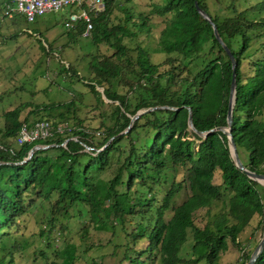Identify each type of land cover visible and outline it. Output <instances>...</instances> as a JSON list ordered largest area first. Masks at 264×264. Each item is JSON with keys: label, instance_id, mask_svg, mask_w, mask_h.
I'll list each match as a JSON object with an SVG mask.
<instances>
[{"label": "trees", "instance_id": "16d2710c", "mask_svg": "<svg viewBox=\"0 0 264 264\" xmlns=\"http://www.w3.org/2000/svg\"><path fill=\"white\" fill-rule=\"evenodd\" d=\"M105 1V11L93 20L92 39L112 52L94 55L90 65L96 85L113 103L112 124L100 127L102 134L97 136L76 129L65 137L14 145L20 125L30 120L19 119V108L4 113L0 133V264H14L12 251L5 253L4 239L11 229H18L19 217L30 213L37 199L50 203L48 232L58 222V215L68 214L73 207L84 217L88 214L94 227L113 233L117 225L125 228L127 216L140 215L147 223L138 221L125 231L131 238L127 245L148 238L138 256L153 253L160 264H214L229 242L240 245L238 235L255 214L262 215L264 221V187L236 167L223 132L214 131L203 138L188 126V108L197 131L227 125L232 80L231 60L211 24L197 12L195 2L210 16L235 58L231 134L239 158L248 170L264 173V56L255 55L264 43L256 50L252 45L264 33V14L259 16L264 13V1L239 9V0H158L153 11L163 16L164 24L159 34L164 57L159 61L137 41L147 29L145 17L136 22L124 9L123 22L109 26L107 20L117 0ZM196 61L202 66L192 70L190 65ZM248 64L249 70L245 67ZM245 68L248 73L244 77ZM90 89L103 101L94 85ZM71 104H67L68 113ZM150 107L157 108L141 114L124 132L137 111ZM63 108L65 105H37L35 113ZM45 116L38 119L49 120L51 115ZM63 116L60 112L61 120L68 118ZM71 136L77 140L60 145ZM51 143L55 145L35 150L26 160L34 145ZM177 167L184 170L181 181L175 180ZM109 170L112 175L107 179L93 176ZM217 170L220 183L215 184ZM183 182L189 195L173 205ZM143 188L149 197H142ZM224 196L228 197L226 211L210 215L203 227L196 226L194 213L206 208L209 214ZM150 211L154 215L145 217ZM189 229L192 257L183 262L179 251ZM44 231L41 229V234ZM75 251V245L61 246L58 254L62 263H72ZM252 251L239 264H245ZM138 256L130 260L146 264ZM253 264H264V249Z\"/></svg>", "mask_w": 264, "mask_h": 264}, {"label": "rangeland", "instance_id": "374dc122", "mask_svg": "<svg viewBox=\"0 0 264 264\" xmlns=\"http://www.w3.org/2000/svg\"><path fill=\"white\" fill-rule=\"evenodd\" d=\"M262 1L264 0H239L237 5L239 9H244ZM156 2L158 0H117L107 22L109 26L123 22L124 9L131 12L136 22L145 17L148 30L144 29L137 41L152 53L155 61H159L164 57L161 55L163 51L159 44V34L164 24L163 16L153 11ZM210 8L213 9L212 4ZM263 14L262 12L259 16ZM64 17L63 12H56L37 16L34 22H27L21 15L7 18L0 13V133L5 123L4 113L14 108H19L20 120L25 117L27 120L47 118L45 114L49 113L52 116L48 118L50 121L66 120L74 130L83 129L92 136L99 133L101 135L100 127L112 124L110 112L113 103L105 97L103 89L96 85L90 65L94 55H108L112 50L105 44L96 45L92 37L83 38L76 31L68 32L63 25ZM256 18L258 19V15ZM261 43H264V33L253 41V49H258ZM255 55L260 58L264 56V45ZM200 66L201 62L196 61L190 68L194 70ZM245 67L249 70L250 66L248 64ZM246 68L244 77L248 73ZM112 83L115 84L114 81ZM90 85L95 86L103 101L97 99ZM113 87L119 88V85ZM69 102H72L70 113L67 111ZM37 105H65V108L42 110L36 114ZM60 112L68 118L61 120ZM7 142L9 140H6ZM13 143L16 145L15 140ZM111 175V170L93 173L95 178L103 179ZM183 178L184 170L177 167L175 180L181 181ZM213 182L220 183L218 170L214 173ZM182 184L181 191L174 197L173 205L180 204L189 195L188 186L185 182ZM140 193L142 197H149L145 188L141 189ZM157 196L162 197V193ZM227 196L216 201L209 214L206 213V208L197 210L193 216L194 224L203 227L210 220V215L226 211ZM262 198L264 200V191ZM29 212L19 217L18 229H11L10 235L4 239L5 253L12 251L14 264H63L58 251L65 244H69V248L76 246L75 259L70 264H134L130 259L137 257V252L148 244V238L143 237L133 245H127L128 241L131 243V238L125 231L134 228L138 221L147 223L140 215L127 216L125 228L117 225L113 233L111 230L94 227L88 214L84 217L78 207H73L68 214L58 215V222L48 232L50 203L37 199L36 205ZM148 214L154 215L153 211H150L145 217ZM41 229L45 230L42 234ZM263 234L262 215L255 214L238 235L240 245L235 246L229 242L227 250L219 255L214 264H239L244 255L255 248ZM192 243V230L189 229L187 239L179 251L183 262L192 257ZM63 256L65 258L66 255ZM138 257L146 264H160L158 255L153 253L146 252Z\"/></svg>", "mask_w": 264, "mask_h": 264}, {"label": "built area", "instance_id": "2783aa9c", "mask_svg": "<svg viewBox=\"0 0 264 264\" xmlns=\"http://www.w3.org/2000/svg\"><path fill=\"white\" fill-rule=\"evenodd\" d=\"M105 3V0H0V13L7 18L21 15L27 22H34L37 16L63 12L64 28L68 32L76 31L81 37L89 38L93 35V20L97 14L105 11ZM73 131V126L67 121L52 123L47 119H35L22 122L15 142L17 145L44 142L56 137H65ZM66 140H77V138L74 136L66 138L60 145L65 146ZM89 149L86 146V150Z\"/></svg>", "mask_w": 264, "mask_h": 264}, {"label": "water", "instance_id": "95a60500", "mask_svg": "<svg viewBox=\"0 0 264 264\" xmlns=\"http://www.w3.org/2000/svg\"><path fill=\"white\" fill-rule=\"evenodd\" d=\"M195 7H196L197 12L211 24L215 38L217 39L218 43L222 46V48L225 50L226 54L228 55L229 59L231 60L232 80H231V85H230L229 98H228V107H227V113H226L227 125L226 126H217V127H214V128H210L207 131H197L194 128V126H193L191 110L188 108V126L193 132H196L199 136H201L203 138L207 134H209L211 132H214V131L223 132L226 135V137H227V142H228V148H229L230 156H231L234 164L236 165V167H238L240 170L244 171L249 178L259 182L261 185L264 186V173H255V172H252V171L248 170L247 168H245V166L243 165L242 161L239 158V155H238V152H237V149H236V145H235V142L233 140V136L231 134V124H232V118H233V107H234L235 99H236V97H235L236 96V81H235V66H236V62H235V58H234L231 50L227 47V45L225 44V42L221 38L220 34L218 33V30H217L216 26L213 24L210 16H208L207 13L198 6L197 2H195ZM101 93H102V91H101ZM164 107H169V106H160V108H164ZM154 108H157V107H150V108H148L146 110L137 111L131 117L130 124H129V126L127 127V129L124 132H126L130 128V126L133 123V121L135 119H137L141 114H143L144 112H147V111H151ZM169 108L176 109V108H173V107H169ZM67 141L68 140H66V142ZM49 147H50L49 145L48 146L34 145L29 150L26 160L29 159L32 156V154H33V152L35 150L47 149ZM26 160H24V161H26ZM24 161H22V162H24ZM263 249H264V234L262 235L260 241L257 243L255 248L251 252V254L249 256V259L247 260V262L245 264H253L255 262L256 258L263 251Z\"/></svg>", "mask_w": 264, "mask_h": 264}, {"label": "crops", "instance_id": "0c3cea01", "mask_svg": "<svg viewBox=\"0 0 264 264\" xmlns=\"http://www.w3.org/2000/svg\"><path fill=\"white\" fill-rule=\"evenodd\" d=\"M78 31H80V30H78ZM78 34H79V32H78ZM80 35V34H79Z\"/></svg>", "mask_w": 264, "mask_h": 264}]
</instances>
